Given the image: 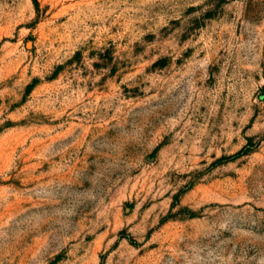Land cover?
Wrapping results in <instances>:
<instances>
[{
  "label": "rangeland",
  "instance_id": "obj_1",
  "mask_svg": "<svg viewBox=\"0 0 264 264\" xmlns=\"http://www.w3.org/2000/svg\"><path fill=\"white\" fill-rule=\"evenodd\" d=\"M0 264H264V0H0Z\"/></svg>",
  "mask_w": 264,
  "mask_h": 264
}]
</instances>
